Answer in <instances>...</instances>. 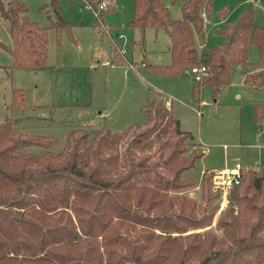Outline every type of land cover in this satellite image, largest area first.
Wrapping results in <instances>:
<instances>
[{"label": "trees", "instance_id": "1", "mask_svg": "<svg viewBox=\"0 0 264 264\" xmlns=\"http://www.w3.org/2000/svg\"><path fill=\"white\" fill-rule=\"evenodd\" d=\"M100 1L83 0L94 7ZM210 1L183 0L181 18L173 20L162 0H134L127 25L139 31L140 41L149 27L162 28L169 37L170 62L143 68L178 75L203 65L207 72L193 94L209 85L216 96L229 83L231 66H246L248 46L255 45L257 69L246 70L243 84L260 88L264 24L255 20L252 3L226 21L218 31L221 40L198 56L193 34H203L202 13ZM52 6L55 19L41 27L23 15L22 2L0 0L11 36V45L0 41V47L11 54L12 67L44 65L48 28L72 38L57 0ZM18 93L13 105L23 101ZM169 107L148 93L142 124L120 132L71 130L62 152L51 150V137L20 133L10 118L1 122L0 264H264V169L253 178L254 171L245 172L211 227L216 206L210 207L213 197L206 187L212 171L204 170L198 180L187 175L203 152L190 150L192 136ZM251 119H264V103L252 104ZM36 148L43 152L37 155ZM197 185L201 198L204 194L199 204L181 193Z\"/></svg>", "mask_w": 264, "mask_h": 264}, {"label": "rangeland", "instance_id": "2", "mask_svg": "<svg viewBox=\"0 0 264 264\" xmlns=\"http://www.w3.org/2000/svg\"><path fill=\"white\" fill-rule=\"evenodd\" d=\"M2 1L6 4L13 0ZM14 1L25 4L27 10L23 15L41 27H49L55 19L52 0ZM162 1L171 19L181 18L183 0ZM108 2L109 10L97 18L84 9L83 0H57V11L71 25L72 38L66 31L58 36L54 29L48 28L46 59L39 68L12 67L11 54L0 47V123L10 118L20 133L51 137L55 140L51 150L62 152L71 130L105 127L120 132L142 124L147 118L142 107L151 93L155 98L167 100L180 128L192 136L194 144L190 150L203 152L187 175L198 180L204 170L221 167L225 159L237 161L242 167L255 164L264 167V124L251 121L252 104L264 103V85L249 89L242 81L246 70L257 69L254 64L258 59L257 47L248 46L246 66H231L230 81L216 96L209 85H201L198 93L193 94L196 80L188 71L178 75L156 74L140 66L141 62L148 65L170 62L167 33L162 28L149 27L141 42L139 31L127 25L134 0ZM249 3L253 4L255 20L264 24V0L210 1L202 16L203 34H193L199 57L221 40L218 31L225 22L236 20ZM99 20L111 26L112 34L122 33L128 45L134 41L127 52L129 59L133 57L134 67L101 64L111 59V49ZM0 41L11 45L7 24L1 16ZM16 92L23 101L13 105ZM42 152L41 148L35 149L37 155ZM256 171L252 178L262 175V171ZM199 188L197 185L181 193L198 204L203 203L204 194L201 198ZM206 189L209 197H213L210 207L216 206L211 225L214 228L216 218L227 204V194L213 187L212 177Z\"/></svg>", "mask_w": 264, "mask_h": 264}, {"label": "built area", "instance_id": "3", "mask_svg": "<svg viewBox=\"0 0 264 264\" xmlns=\"http://www.w3.org/2000/svg\"><path fill=\"white\" fill-rule=\"evenodd\" d=\"M108 3V0H101L97 7H94L93 5L84 2L83 7L84 9L91 11L94 16L99 18L98 11L106 9L108 7ZM202 16H205V14L202 13ZM99 23L101 24L102 32L108 37L113 53L110 60H104L101 64L103 66L125 64L129 67H134V62L127 57L128 44L124 35L122 33L112 34L110 32L111 26L102 22V20H99ZM144 65L145 63H140L141 67ZM187 71L194 76L196 81H198L206 74L207 69L205 66L201 65L191 67ZM259 169L260 167L256 166L252 170L255 171ZM246 171L247 170L243 169L241 164L238 162L235 163L234 166H227L219 170H214L212 171V185L214 188L221 190L222 194L225 195L234 185L240 182Z\"/></svg>", "mask_w": 264, "mask_h": 264}, {"label": "crops", "instance_id": "4", "mask_svg": "<svg viewBox=\"0 0 264 264\" xmlns=\"http://www.w3.org/2000/svg\"><path fill=\"white\" fill-rule=\"evenodd\" d=\"M130 59L132 60L133 57H131ZM122 65H123V64H122ZM185 71H187V70H185ZM242 81H243V79H242ZM249 89H251V88H249ZM253 104H254V103H253ZM251 116H252V115H251ZM251 121H252V119H251ZM252 122H253V121H252ZM253 123H256L257 125L264 124V119H262V120H260V121H258V122H253ZM235 163H237V161H232V160H231V161H230V160H227V161H226V159H225L221 167H219V168H213V169H211L210 171L219 170V169L224 168V167H227V166L231 167V166H234ZM256 166L260 167L259 171H261L262 169H264V167H262L261 164H255L254 166H251V167H242V168H243V169H246V170H249V169H253V168L256 167ZM257 171H258V170H257ZM257 171H256V172H257Z\"/></svg>", "mask_w": 264, "mask_h": 264}]
</instances>
